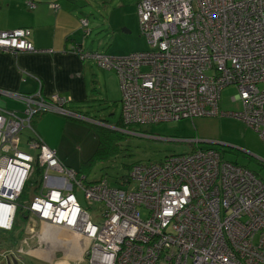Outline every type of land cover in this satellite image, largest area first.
Segmentation results:
<instances>
[{
    "label": "built area",
    "instance_id": "2783aa9c",
    "mask_svg": "<svg viewBox=\"0 0 264 264\" xmlns=\"http://www.w3.org/2000/svg\"><path fill=\"white\" fill-rule=\"evenodd\" d=\"M137 13L148 51H79L82 60L118 75L126 131L232 116L264 142V0H141ZM88 26L83 20L82 27ZM29 37L28 29L1 31L0 51L36 52ZM230 86L238 92L233 101L242 104L237 113L220 109L222 91ZM18 99L22 112L0 113V231L14 230L29 185L34 192L22 205L28 222L85 239L87 264H264L260 173L214 149L197 148L133 165L117 187L107 178L88 181L64 164L33 125L49 111L78 117L67 109L68 99L46 100L40 92ZM26 129L27 152L20 150ZM76 190L99 216L81 206Z\"/></svg>",
    "mask_w": 264,
    "mask_h": 264
},
{
    "label": "crops",
    "instance_id": "0c3cea01",
    "mask_svg": "<svg viewBox=\"0 0 264 264\" xmlns=\"http://www.w3.org/2000/svg\"><path fill=\"white\" fill-rule=\"evenodd\" d=\"M140 1L132 8L123 4L118 10L113 9L108 21L89 22L88 29H85L82 21L88 12L82 9V0H0V32L28 29L29 39L36 49L33 53L16 55L0 51V113L22 112L24 105L18 97L38 92L46 100L55 95L66 97V107L73 104L86 107L98 96L117 104L122 102L121 81L116 72L101 70L92 60H82L79 51L101 52L110 56L137 52L133 37L135 28H139L137 6ZM31 2L36 4L35 9L29 7ZM120 9L124 12H118ZM92 24L100 35L95 41L90 38ZM94 67L102 72V76L94 73ZM73 118L77 119L79 115ZM121 120L120 116L117 128ZM33 125L49 147L51 140L54 145L57 143L53 137L57 129H52L45 117L38 115ZM51 148L57 151L66 166L78 170V160L76 164L55 147ZM19 234L21 239L16 250L20 254L14 256L13 261L7 256L5 264L9 261L11 264H29L28 258L34 260L33 264H74L85 259L87 241L66 229L30 221L20 228Z\"/></svg>",
    "mask_w": 264,
    "mask_h": 264
},
{
    "label": "rangeland",
    "instance_id": "374dc122",
    "mask_svg": "<svg viewBox=\"0 0 264 264\" xmlns=\"http://www.w3.org/2000/svg\"><path fill=\"white\" fill-rule=\"evenodd\" d=\"M137 1L82 0V9L88 12L89 16L86 15V19H89V22H106L111 18L113 9L117 8L116 10H118L123 4L127 8H132V5L134 6ZM106 7H108L107 10H105ZM118 12H124V9H120ZM121 21L118 20V22ZM90 28L92 30L90 38L95 41L100 35L93 24ZM135 29L136 33L133 37L135 51H148V40L141 35L140 26ZM97 67H94V73L102 76V72ZM99 92L103 93L102 90ZM237 94L238 92L233 86L223 89L220 101L222 112L237 113L242 111L241 102L233 101ZM119 104L98 96L86 107H77L78 104L67 107L69 111L79 115L77 119L52 111L40 114L46 118L52 129L55 127L58 130L53 136L57 139V143L54 145L51 140L50 147H55L61 155L73 159L76 164L78 160V170L76 171L85 176L88 181L107 178L110 185L117 187L120 186L119 180L129 174L133 165L161 162L169 155L186 154L197 148L214 149L224 155L226 161L247 167L253 172L260 173L264 178V142L241 120L232 116L188 118L160 125L132 126L125 132L120 130L121 128H117L122 113V102ZM101 129H109L112 132L113 143L106 155L97 153L101 144ZM30 136V129L24 130L20 140L21 151L27 152L26 142ZM158 137L160 139H157ZM183 140H199V143ZM33 192L34 190L31 188L30 194ZM75 195L83 208L92 211L93 215L96 213L99 216L98 208L88 205L82 191L76 190ZM27 221L21 223V227L27 225ZM100 223H103L102 218ZM15 233L12 238L16 242H13L8 239L9 234L0 231V261L3 259L1 264H5L4 258L7 256L12 257L11 261H13V257L20 254L16 247L21 236L17 231ZM9 250L10 253H8ZM28 260L29 264H33V259L28 258ZM74 264H87L86 258Z\"/></svg>",
    "mask_w": 264,
    "mask_h": 264
},
{
    "label": "trees",
    "instance_id": "16d2710c",
    "mask_svg": "<svg viewBox=\"0 0 264 264\" xmlns=\"http://www.w3.org/2000/svg\"><path fill=\"white\" fill-rule=\"evenodd\" d=\"M140 3V2H139ZM86 20V19H84ZM89 21V19H87ZM90 34V33H89ZM88 34V35H89ZM120 127L118 128H121L123 130H126V126L123 124V121L121 120V124L119 125ZM101 144H100V147L98 148V152L99 154L101 155H106L108 154V152L110 151V147L113 143V140H112V132L111 130L109 129H101ZM224 157V155H223ZM235 164V163H234ZM255 173V172H254ZM124 180V179H123ZM123 180H119L120 182V185L121 183H123ZM30 186L28 185L23 194L21 195V198L19 199V203L21 205V208L19 209V212L17 214V220H16V223H15V227H14V230L13 231H10V232H7L5 231L4 233L5 234H9V237L8 239L10 241H13L14 239L12 238L14 234H16L15 232L17 231L18 233L20 232V228H21V223H25L28 219H27V216H28V213L25 212V210L22 208V205L30 199ZM27 219V220H26ZM28 222V221H27ZM13 242H16V241H13Z\"/></svg>",
    "mask_w": 264,
    "mask_h": 264
},
{
    "label": "flooded vegetation",
    "instance_id": "af4514ba",
    "mask_svg": "<svg viewBox=\"0 0 264 264\" xmlns=\"http://www.w3.org/2000/svg\"><path fill=\"white\" fill-rule=\"evenodd\" d=\"M8 264H11V262L9 261Z\"/></svg>",
    "mask_w": 264,
    "mask_h": 264
},
{
    "label": "water",
    "instance_id": "95a60500",
    "mask_svg": "<svg viewBox=\"0 0 264 264\" xmlns=\"http://www.w3.org/2000/svg\"><path fill=\"white\" fill-rule=\"evenodd\" d=\"M17 264V263H16Z\"/></svg>",
    "mask_w": 264,
    "mask_h": 264
}]
</instances>
